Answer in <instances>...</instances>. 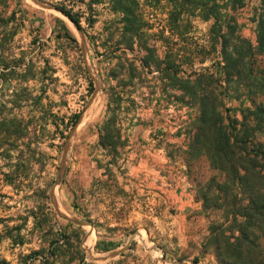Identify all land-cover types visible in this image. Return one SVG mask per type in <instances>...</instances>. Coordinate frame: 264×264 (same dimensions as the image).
I'll list each match as a JSON object with an SVG mask.
<instances>
[{"label": "rangeland", "instance_id": "rangeland-1", "mask_svg": "<svg viewBox=\"0 0 264 264\" xmlns=\"http://www.w3.org/2000/svg\"><path fill=\"white\" fill-rule=\"evenodd\" d=\"M102 2L12 0L7 9L0 7L4 20L15 14L7 26H0V115L25 121L31 114L36 116L35 134L19 142L17 150L12 148L10 159L5 150L0 151V264H221L206 245L215 217L201 213L196 195L212 177L223 181L225 174L213 169L206 155L190 158L191 124L197 111L177 100L180 92L168 78L162 79L156 71L133 77L119 115L123 142L119 157H104L98 146L108 102L104 90L117 83L107 78L117 59L106 55L113 46L105 44L108 32L103 28L112 16ZM55 6L78 15L82 29L95 41L86 39ZM259 6V0H248L233 13L240 36L253 46V17ZM89 18L95 21L92 28ZM194 24L195 42L209 49L212 22ZM64 26L76 43L63 38ZM156 47L157 56L164 59L166 48L160 42ZM188 50L198 52L193 43ZM196 57L181 77L215 73L211 66L219 60L218 54L208 55L203 62ZM255 69L264 73V56L256 57ZM29 71L33 78L24 81ZM86 77L93 80L91 94ZM121 78L129 79V73ZM5 80L12 86L4 87ZM215 88L219 111L226 123L227 117L237 121V131L242 128L244 109H264V94L255 98L253 106L241 88L234 93H224L219 84ZM97 95L99 103L91 116L77 126ZM34 97L42 101L33 105L30 98ZM14 100V105L9 102ZM44 104L53 106L58 115L81 112L65 141L42 135ZM262 117L260 126H253L249 151L258 145L264 151ZM19 151L25 160L16 157ZM30 151L35 153L34 161L26 160L32 159ZM42 189L45 197L39 193ZM128 243L129 249L118 254Z\"/></svg>", "mask_w": 264, "mask_h": 264}, {"label": "trees", "instance_id": "trees-1", "mask_svg": "<svg viewBox=\"0 0 264 264\" xmlns=\"http://www.w3.org/2000/svg\"><path fill=\"white\" fill-rule=\"evenodd\" d=\"M10 1L0 0V7L7 9ZM247 1L109 0V10L114 18L105 28L108 32L105 44L110 42L113 46L106 55L117 59L107 78L117 80V83L104 90L108 102L105 119L99 128L98 146L104 151V157H119L118 147L123 146L118 127L119 115L127 89L133 86V77L156 71L162 79L168 78L180 92L177 100L197 111L191 124L194 133H189L190 158L206 155L211 167L225 174L223 181L212 177L198 189L196 195V200L202 203L201 213L208 218L215 217L208 227L206 245L213 250L221 264H264V151L261 150L262 145H258L256 150H247L253 137V126H260L264 114L262 106H254L255 98L260 93L264 94V73L255 69L256 57L264 56V0H259V9L253 17L255 46L240 36V27L233 15ZM55 9L67 17L88 40L95 41L85 34L78 15L63 6H55ZM14 18V13L6 20L0 15V26H7ZM197 20L212 22L208 31L209 49L194 40L197 33L194 22ZM87 21L89 27L95 22L93 18ZM64 30L63 38L76 43L66 28ZM166 32L169 36L165 35ZM158 42L166 48L164 59L157 56ZM191 43L197 47V53L188 50ZM128 52L134 55L131 59L126 56ZM211 54H218L219 57L211 66L215 69L214 74L200 73L195 79L180 76L196 56H201L199 62H203ZM125 72L129 73V79H118ZM27 77L31 79L33 74L29 71L23 80ZM86 78L87 91L91 94L93 80ZM221 81L224 85L220 84ZM2 83L4 87L12 86V81ZM217 84L224 93H234L241 88L254 106V109L243 110L242 128L239 131L235 128L237 121L227 117L226 123L218 109ZM186 98L188 101H184ZM30 100L36 105L42 98ZM9 102L15 104V100ZM52 107L45 104L41 107V133H48L63 142L78 122L81 112L58 115L53 113ZM35 117V114H31L25 121L1 113L0 151L5 150L7 158L12 156V148L17 150L19 142L35 134ZM49 126L54 130L50 131ZM5 145L8 148L4 149ZM22 155L23 152L19 151L16 157L20 159ZM29 156L32 159L27 161L35 160L34 151H30ZM39 193L45 197V189Z\"/></svg>", "mask_w": 264, "mask_h": 264}, {"label": "bare ground", "instance_id": "bare-ground-1", "mask_svg": "<svg viewBox=\"0 0 264 264\" xmlns=\"http://www.w3.org/2000/svg\"><path fill=\"white\" fill-rule=\"evenodd\" d=\"M69 20V19H68ZM70 21V20H69ZM71 22V21H70ZM72 23V22H71ZM73 24V23H72ZM71 25V27H73ZM74 25V24H73ZM75 26V25H74ZM77 29V28H76ZM99 103L98 101V95L95 99L91 100V102L89 103V106L87 108V110L84 112V114L82 115L79 123L77 124V126H81L83 124V122L88 118V116L91 114L92 110L96 107V105ZM91 116V115H90ZM93 238V237H92ZM92 238H89V240L86 242V245L89 246V244L91 243V239Z\"/></svg>", "mask_w": 264, "mask_h": 264}, {"label": "crops", "instance_id": "crops-1", "mask_svg": "<svg viewBox=\"0 0 264 264\" xmlns=\"http://www.w3.org/2000/svg\"><path fill=\"white\" fill-rule=\"evenodd\" d=\"M103 6H107L108 5V7L106 8V10L109 12V14L112 16L111 17V19L110 20H108V21H106L105 22V24H104V26L106 27L107 25H109V23L111 22V20H113V18H114V15L110 12V10H109V0L108 1H104L103 0ZM61 14V13H60ZM62 15V14H61ZM64 16V15H63ZM97 16V15H96ZM95 15H94V18L96 17ZM65 17V16H64ZM66 18V17H65ZM57 20H59V17H58V19ZM94 25V24H93ZM93 25L90 27V28H92L93 27ZM65 27V26H64ZM66 28V27H65ZM103 30H105V28H103ZM84 32H85V30H84ZM85 34L87 35V32H85ZM84 35V34H83ZM85 36V35H84ZM88 36V35H87ZM86 38V37H85ZM90 38V37H89ZM87 39V38H86ZM132 125H134V124H132ZM121 126H122V123H121ZM122 131V127H120V132Z\"/></svg>", "mask_w": 264, "mask_h": 264}, {"label": "water", "instance_id": "water-1", "mask_svg": "<svg viewBox=\"0 0 264 264\" xmlns=\"http://www.w3.org/2000/svg\"><path fill=\"white\" fill-rule=\"evenodd\" d=\"M56 10V9H55ZM57 12H59L58 10H56ZM60 13V12H59ZM68 19V18H67ZM76 27V26H75ZM77 31H79L78 29H77ZM58 183V181H56V183H55V185ZM76 223H78V224H80V225H82V226H86V225H88L87 223H85V222H82V221H75ZM127 249H129V243L127 244V245H125V247L123 248V250H121V251H119L118 252V254H122L125 250H127Z\"/></svg>", "mask_w": 264, "mask_h": 264}]
</instances>
